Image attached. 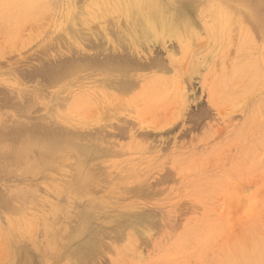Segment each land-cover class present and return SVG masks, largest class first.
Instances as JSON below:
<instances>
[{"label": "rangeland", "instance_id": "374dc122", "mask_svg": "<svg viewBox=\"0 0 264 264\" xmlns=\"http://www.w3.org/2000/svg\"><path fill=\"white\" fill-rule=\"evenodd\" d=\"M107 3L0 0V206L13 209L0 207V264H17L19 253L23 264H264V0H191L185 12L191 28L165 38L159 30L148 32L157 39L125 30L124 14ZM244 9L260 21L244 18ZM121 27L133 37H119ZM125 56L140 64L163 61L129 69L132 74L97 68L104 57ZM70 59L83 63L44 83V65L50 70ZM128 74L135 84L119 91L118 81ZM48 120L72 131L56 168L68 173L80 165L79 175L83 168L94 175L81 189L70 185L69 207L63 203L65 213L54 224L44 218L59 197L57 172L44 195L39 187L47 181L14 171V148L6 145L15 126ZM25 129L18 140L30 135ZM92 142L98 154L79 155L78 146L94 148ZM4 147L10 152L1 153ZM46 231L53 235L45 240ZM79 244L86 248L78 253Z\"/></svg>", "mask_w": 264, "mask_h": 264}, {"label": "bare ground", "instance_id": "6f19581e", "mask_svg": "<svg viewBox=\"0 0 264 264\" xmlns=\"http://www.w3.org/2000/svg\"><path fill=\"white\" fill-rule=\"evenodd\" d=\"M92 1V0H91ZM185 1H189V0H185ZM184 0H107V5H109L112 9H113V11L115 10V12H121V13H123L124 14V17L127 19V22H126V20H125V23H127V25H128V27H125L126 29L125 30H128V29H130V31L132 32H136V35L137 36H139L138 34H140V36H141V34H142V38H144L145 36V38H147V37H149V35L151 36L150 38H152V35L154 34V36L153 37H155V38H153V39H157L156 38V35H155V33H153V34H149L150 32L149 31H152V30H159V31H157L158 32V34H159V32H160V34H162V36L165 38L166 36H164V35H170V36H174L175 35V33H177V31H182V30H184V31H188L189 30V28H191V27H189L190 26V21L192 20H189L190 18H188V15L186 16V9L188 10L189 9V5H186V4H188V3H190L191 2V0H190V2H187V3H184L185 2ZM194 1V0H193ZM196 1V0H195ZM50 2V1H49ZM53 1H51V3H52ZM75 2H77L78 3V1H75ZM180 2V5L178 4ZM198 2V1H197ZM196 2V3H197ZM217 2V1H216ZM219 2V1H218ZM221 2V1H220ZM220 2H219V4H220ZM222 2H224V1H222ZM233 2V1H232ZM50 3V4H51ZM184 3V4H183ZM227 3V2H226ZM76 4V3H75ZM176 4H178L177 6H176ZM190 4H192V3H190ZM193 4H195L194 2H193ZM198 4V3H197ZM52 5V4H51ZM77 5V4H76ZM79 5V4H78ZM184 5H186V6H184ZM223 5V4H222ZM224 5H226V4H224ZM232 5V4H231ZM231 5H230V7H231ZM233 5H235V3H233ZM239 5V4H238ZM73 6V5H72ZM101 6H103V5H101ZM194 6V5H193ZM195 6H197V5H195ZM227 6V5H226ZM240 6V5H239ZM77 7V6H76ZM79 7V6H78ZM77 7V8H78ZM81 7V6H80ZM233 7V6H232ZM232 7H231V9H232ZM51 8V7H50ZM215 8V7H214ZM229 10V8L228 7H225V9L224 10H227V9ZM104 9V8H103ZM195 9V11H196V7L194 8ZM239 9V8H238ZM80 10V9H79ZM79 10H77V11H79ZM85 10V9H84ZM105 10V9H104ZM192 10H193V7H192V9H191V12H192ZM210 10H212L213 11V9H210ZM223 10V9H222ZM227 10V11H228ZM215 11V10H214ZM213 11V12H214ZM227 11H225V12H227ZM235 11H237V8H236V10ZM240 11V10H239ZM238 11V12H239ZM242 11V10H241ZM240 11V12H241ZM244 11L246 12V13H244V12H242V13H244V15L245 14H247L248 16H243L244 18H246V17H249V15L251 16V18L254 16V14L253 13H251V12H248L247 13V11L244 9ZM190 12V11H189ZM190 12V13H191ZM224 12V11H223ZM225 12H224V15H225ZM234 11H232V13H233ZM41 13V12H40ZM208 13V11L206 12V14ZM241 13V14H242ZM118 14V13H117ZM120 14V13H119ZM118 14V15H119ZM194 14V12L192 13V15ZM238 14V13H237ZM38 15V14H37ZM114 15H116V14H114ZM191 15V14H190ZM189 15V16H190ZM213 15H214V13H213ZM227 15L228 16H226V18L227 17H229V19H232V17L234 16V14H233V16L231 17V16H229V12L227 13ZM76 16V15H75ZM120 16V15H119ZM123 16V15H122ZM41 17V16H40ZM118 17V16H117ZM192 17V16H191ZM212 17V16H211ZM217 17L219 18V16L217 15ZM242 17V16H241ZM258 17V16H257ZM119 18V17H118ZM124 18V19H125ZM224 18V17H223ZM226 18H224L225 20H226ZM243 18V19H244ZM40 19V18H39ZM45 19V18H44ZM105 19V18H104ZM223 19V20H224ZM242 18H240L239 20H241ZM249 19V18H248ZM247 19V20H248ZM46 20V19H45ZM44 20V21H45ZM72 20H73V18H72ZM103 20V19H102ZM122 20V19H121ZM213 20V19H212ZM234 20V19H233ZM244 20H246V19H244ZM243 20V21H244ZM255 20V18L253 17V21ZM256 20L259 22L260 20L259 19H257L256 18ZM255 20V21H256ZM119 21V20H118ZM250 21H252L251 19H250ZM252 21V22H253ZM254 21V24L256 23L257 24V21L255 22ZM46 22V21H45ZM120 22V21H119ZM119 22H118V24H119ZM241 21H239V23H240ZM245 22V21H244ZM263 22V21H262ZM235 23V22H234ZM45 24V23H44ZM121 24H122V22H121ZM123 24H124V22H123ZM219 24V23H218ZM255 24V25H256ZM114 25V24H113ZM231 25H232V22H231ZM252 25V24H251ZM254 25V27H256ZM116 26V25H115ZM124 26H126V25H124ZM118 27V26H117ZM218 27H219V25H218ZM241 27V26H240ZM122 28V27H121ZM234 28V27H233ZM242 28V27H241ZM114 29V28H113ZM123 29V28H122ZM121 29V31L122 32H124L123 34H121L122 32L120 31L119 32V37H121L120 35H126L127 36V34L130 36L131 35V37H133V35L130 33H128L127 31H124V29L122 30ZM235 29V28H234ZM240 29V28H239ZM257 29V28H256ZM38 30V29H37ZM78 30V29H77ZM218 30V29H217ZM255 30V29H254ZM262 30V29H261ZM76 31V30H75ZM129 31V32H130ZM255 31H257V33H258V30H255ZM116 32V31H115ZM132 32V33H133ZM138 32V33H137ZM149 32V33H148ZM183 32V31H182ZM261 32V31H260ZM127 33V34H126ZM255 33V32H254ZM262 33V32H261ZM264 33V32H263ZM262 33V34H263ZM76 34V33H75ZM164 34V35H163ZM76 36V35H75ZM136 36V37H137ZM167 36V37H168ZM118 37V38H119ZM130 37V38H131ZM260 37V36H259ZM262 37V36H261ZM260 37V38H261ZM117 38V39H118ZM123 38H124V36H123ZM128 38V37H127ZM138 38H141V37H138ZM124 39H126V38H124ZM129 39V38H128ZM128 39H127V41H128ZM253 39V38H252ZM119 40H121L120 38H119ZM118 40V41H119ZM132 40H134L133 38H132ZM137 40V39H136ZM139 40V39H138ZM142 40V39H141ZM150 40H152V39H150ZM264 40V39H263ZM262 40V41H263ZM117 40H116V44H118V43H120L121 45H122V41H123V39L121 40V41H119L118 42ZM145 41H146V39H145ZM147 41H148V39H147ZM146 41V42H147ZM118 42V43H117ZM124 42V41H123ZM145 42V43H146ZM134 43H136V42H134ZM120 44H118V45H120ZM124 44H125V42H124ZM128 44H129V42H128ZM127 44V45H128ZM139 44V43H138ZM133 45V44H132ZM137 45V44H136ZM126 46V45H125ZM130 46V45H129ZM144 46V45H143ZM134 47V46H133ZM142 47V46H141ZM127 47H125V49H126ZM130 49H131V47H129ZM128 48V49H129ZM140 48V47H139ZM123 49H124V46H123ZM123 52H127V50H124ZM133 53V52H132ZM122 54V53H121ZM126 54H128V53H126ZM126 54H124L123 53V56L124 55H126ZM132 55V54H131ZM119 56H121L120 54L118 55V57ZM127 56H129V55H127ZM127 56H125L126 58H124V59H117V58H115V59H108V58H105L104 57V59L97 65L98 67L97 68H103V69H105V68H107V70L108 69H110V70H118V73H119V71L120 72H122L121 70H126V74H127V72H128V70L129 69H134V67H140V69H143V68H141V67H144V69H146L145 67H154V66H157V67H160V66H162V65H160V63L163 61L162 59V61L160 60V59H154V58H152V59H154V60H151V61H148L147 63H142V64H140L141 63V60L140 59H137V60H135V59H131V58H129V57H127ZM114 57H116V55L115 56H113V57H111V58H114ZM131 57V56H130ZM135 57V56H134ZM96 58V57H95ZM95 58H93V59H95ZM98 58V57H97ZM103 58V57H102ZM101 58V59H102ZM155 58H157V56L155 57ZM92 59V60H93ZM151 59V58H150ZM73 60V62H72V64L70 63L71 61ZM70 59V62H68L67 64H61V65H59V66H56L55 64H54V66H53V64H52V68H50V70L48 69L49 67H45V65H44V68L46 69V71L44 72L43 71V73H45V74H43V75H45V80L46 81H44V83L45 82H47V84L49 83V82H52L53 83V81H55V83H56V80H58L59 79V77H61V76H63L64 74H66L68 71H70L71 72V70L72 69H74L76 66H80V65H82V64H80L82 61H80V60H76V61H74V59ZM87 60V59H86ZM89 60V59H88ZM99 60H100V58H99ZM138 62V60H140V63L138 62V64L135 62ZM69 61V60H68ZM96 61L98 62V60H95L94 62L96 63ZM67 62V61H66ZM89 62V61H88ZM64 63V62H63ZM83 63V62H82ZM90 63V62H89ZM92 63H93V61H92ZM92 63L90 64V66H94V67H92L93 69L95 68V65L93 64L92 65ZM88 64V63H87ZM97 64V63H96ZM162 64V63H161ZM240 64V63H239ZM48 65V64H47ZM50 65V64H49ZM83 66H85V63L83 64ZM82 66V67H83ZM86 66H88V65H86ZM86 66L85 67H83V68H86ZM89 66V67H90ZM51 67V66H50ZM82 67H81V69H82ZM137 67L135 68V69H137ZM79 69H80V67H78ZM88 68V67H87ZM91 68V67H90ZM42 69V68H41ZM75 69H77V68H75ZM132 69V70H133ZM40 71V70H39ZM94 71V70H93ZM101 71H102V69H101ZM73 72V71H72ZM107 74H109L108 72H106ZM123 73V72H122ZM128 73H131V72H128ZM133 73H135V72H133ZM178 73V72H177ZM238 73V72H237ZM124 74V73H123ZM125 74V75H126ZM132 74V73H131ZM42 75V74H41ZM112 75V74H111ZM118 75H121L120 77H122L123 75L120 73V74H118ZM40 76V75H39ZM65 76V75H64ZM67 76V75H66ZM246 75H244V77H245ZM44 77V76H43ZM107 78H108V75L106 76ZM105 77V78H106ZM238 77H239V75H238ZM237 77V78H238ZM244 77H243V79H244ZM42 78V77H41ZM63 78V77H62ZM125 78V79H124ZM124 78H122V79H124V80H122V81H118V82H120L119 84H117L118 86H120V87H118V89L120 88V90L119 91H122L123 89L124 90H126V88L130 85H134L135 83L133 82V81H131V78H132V76H131V78H130V74H128L126 77L124 76ZM44 79H42V80H44ZM116 79H117V77H116ZM115 79V80H116ZM104 80V79H103ZM108 81H109V79H108ZM108 81H107V84H108ZM242 81V80H241ZM41 82H43V81H41ZM117 82V81H116ZM238 82V81H237ZM54 83V84H55ZM111 83H113V82H110L109 84L110 85H112ZM115 83V82H114ZM132 83V84H131ZM134 83V84H133ZM233 83V82H232ZM239 83V82H238ZM106 83H104L103 82V85H105ZM106 84V86L108 87H110V85H107ZM236 84V83H235ZM49 85H51V84H49ZM113 85H115V84H113ZM106 86H105V88H106ZM129 86V87H130ZM103 87V86H102ZM108 87V88H109ZM117 87V86H116ZM114 88V87H113ZM116 89V88H115ZM117 89V90H118ZM122 89V90H121ZM111 92V91H110ZM118 92V91H117ZM122 92H124V91H122ZM121 92V93H122ZM20 94V93H19ZM29 95V94H28ZM9 97V96H8ZM8 97H4V98H7V99H3V103H5L6 102V100H8ZM17 97V96H16ZM22 97V96H21ZM25 97V96H24ZM38 97V96H37ZM60 97V96H59ZM10 98V97H9ZM29 98H31V97H29ZM29 98H26L27 99V101L29 100V102H30V99ZM2 99V98H1ZM13 99V98H12ZM12 99H9V100H12ZM24 99V98H23ZM26 99H24V100H26ZM46 100V99H45ZM110 100H112V99H110ZM229 100V99H228ZM233 100V99H232ZM14 101H16V100H14ZM18 101V100H17ZM56 101V100H55ZM54 101V102H55ZM61 101H64V99L63 100H61ZM231 101V100H230ZM25 102V101H24ZM47 102H49L50 103V101H47ZM58 102V101H57ZM1 103H2V100H1ZM2 103V104H3ZM7 103V102H6ZM9 103L11 104L12 102H10L9 101ZM8 103V104H9ZM64 103V102H63ZM13 106H12V108L15 106V102H13ZM18 104V103H17ZM19 104H20V102H19ZM18 104V105H19ZM26 105L25 106H27V102L25 103ZM32 104V103H31ZM62 104V103H61ZM4 105V104H3ZM5 105H7V104H5ZM24 105V104H23ZM23 105H21V106H23ZM41 105V104H40ZM17 106V105H16ZM28 106H29V104H28ZM56 106V105H55ZM103 106H105V105H103ZM107 106V105H106ZM19 107H20V105H19ZM50 107V105H48L47 104V107L46 108H48V109H50L49 108ZM92 107H94V106H92ZM102 107V106H101ZM15 108H18V107H15ZM14 108V109H15ZM22 108V107H21ZM25 108H27V107H25ZM105 108V107H104ZM47 109V111H45V112H43L44 113V115H43V113H42V119L43 120H45V118H48L49 119V114H48V110ZM22 110V109H21ZM20 110V108H18V111H21ZM23 110H24V108H23ZM22 110V111H23ZM27 110V109H26ZM23 112H25V111H23ZM22 112V113H23ZM16 113H17V110H16ZM20 114H21V112H20ZM19 114V115H20ZM25 114H26V112H25ZM18 115V114H17ZM24 115V113L22 114V116ZM27 115V114H26ZM21 116V117H22ZM38 116V115H37ZM37 116H36V118H37ZM43 116H45L44 118H43ZM11 117V116H10ZM20 117V116H19ZM20 117V118H21ZM23 118V117H22ZM38 118H41V116H39ZM19 119V118H18ZM47 120V119H46ZM19 122V120L16 122V119H15V123H18ZM48 122H49V124L50 125H48ZM4 123V122H3ZM2 123V125H5V124H3ZM6 123V122H5ZM26 123V122H25ZM28 123H30V122H28ZM35 123V122H34ZM34 123H32L31 125L32 126H29V128H27V129H25L26 127H24V128H22V126H21V128H19L20 126V123H19V127H14V129L13 130H11V131H9L8 133H7V135L9 136L8 138V143H9V141H10V143H11V145L10 144H7L6 143V145H9V146H11V148H14V152H12L11 153V155H12V158L10 157V163L11 164H13L12 165V168H14V171H16L17 170V172H19V174H21V173H23L24 175H25V177H28V176H31V178L33 179H35V178H38V177H42V179H45L47 182L45 183V184H43V185H41L40 187H39V189L41 190L42 188H44L45 190H43V193H44V195L45 194H48L49 193V191H48V189H49V184L51 183V178H53V180H54V177H55V173L57 172V174H58V176H57V178L59 179V182H60V184H58L57 183V186H59L58 187V189H59V197H58V199H57V201H55V203H52V208L49 210L50 212H48V211H46L47 212V214L45 215V222H49V223H51V224H54V223H56V221H58V220H62V213H65V212H63V205L65 204V206H66V203H64V201L66 202V200H65V198H66V193H67V189L68 188H71L70 187V185L71 186H74V187H77L78 189H81V186L82 187H84V184H83V180L84 181H86V180H90L94 175L92 174V173H90V172H92L91 170H90V172H88L89 170H86V169H88V168H86V169H84L83 168V171H86V173H85V175H83L82 173H80V175H82V179H81V176L79 175V173L77 172V171H79V170H81L80 169V165H78V167L76 168L77 169V171L76 170H74V168L73 169H71V171H69L68 173H67V171H66V169H63V167H62V169H59L58 167L56 168V165H54L55 163H54V161L57 159V160H62L63 158H64V156H65V153H66V150L67 149H65V146L66 145H69L70 143H68V142H71L70 140H72L71 138L69 139V136H68V133H69V131L72 133V131L71 130H67L68 132L66 133V129L63 131L62 129H59L57 126H54L55 124H52V123H50V121L48 120L47 121V125L44 123H42L41 125H40V123L41 122H36L35 124ZM37 123H39V126H41V127H37ZM27 124V123H26ZM1 125V124H0ZM13 125H16V124H14L13 123ZM28 125V124H27ZM3 127V126H2ZM8 127V126H7ZM1 128V127H0ZM5 128V127H4ZM24 129L25 130H27L28 131V133H30V135H28V138H23V139H25V140H22V141H20V140H18L19 138H20V134H22L23 132H24ZM5 131H8V129L6 130L5 129ZM27 131H26V133H27ZM1 133V132H0ZM5 133V132H4ZM6 135V136H7ZM24 135H26V134H24ZM69 135H71V134H69ZM76 135V134H75ZM78 135H80L79 133H78ZM1 136H3L4 138H5V135L4 134H2ZM3 137H1V138H3ZM76 137H81V136H77L76 135ZM83 137V136H82ZM81 137V138H82ZM13 140V142H11V140ZM22 139V138H21ZM2 141H4V140H2ZM73 141V140H72ZM2 143V142H1ZM13 143V144H12ZM73 143V142H72ZM90 143V142H89ZM93 143V142H92ZM74 144H75V141H74ZM2 145V144H1ZM3 145H4V143H3ZM91 145V144H90ZM92 145H95L94 143L92 144ZM9 146H7V147H9ZM86 146V145H85ZM85 146L84 147H81V146H78V152H79V155L80 154H83V155H86L87 157L89 156V157H91L92 155H94V154H98V152H99V150L100 149H97V146L95 145V149L92 147V148H85ZM3 147V146H2ZM6 147V148H7ZM5 148V147H4ZM5 148V150L3 149V151H1V153L2 152H4V151H7V152H10L9 150H7ZM10 149V148H9ZM57 149H62V150H57ZM76 149V148H75ZM12 150V149H11ZM77 150V149H76ZM13 151V150H12ZM5 153V152H4ZM11 155H9V156H11ZM8 156V157H9ZM69 156H71V155H69ZM73 156V155H72ZM0 157H1V155H0ZM5 157V156H4ZM21 157L23 158L24 157V165L23 164H21ZM85 157V156H84ZM87 157H85L86 159H87ZM88 157V158H89ZM71 159V158H70ZM56 160V161H57ZM88 160V159H87ZM9 161V160H8ZM86 161V160H85ZM6 162H7V160H6ZM86 164V163H85ZM1 165H2V163H1ZM4 165V164H3ZM88 165V164H87ZM11 166V165H10ZM14 166V167H13ZM2 167H4V166H2ZM85 167V166H84ZM5 169H6V166L4 167ZM91 169V168H90ZM73 170H74V172H73ZM53 171H56V172H53ZM9 173V172H8ZM56 174V175H57ZM22 176V175H21ZM56 178V180H58ZM94 178V177H93ZM41 179V178H40ZM30 181V180H29ZM35 181H37V180H35ZM32 184V183H31ZM34 184V183H33ZM36 184V183H35ZM76 184V185H75ZM86 184V183H85ZM92 185V184H91ZM76 188V189H77ZM89 188V187H88ZM30 190V189H29ZM55 190H57L56 189V187H55ZM70 190V189H69ZM75 190V188H73V191ZM83 190V189H82ZM90 190V189H89ZM26 191V190H25ZM58 191V190H57ZM72 191V192H73ZM131 191V190H130ZM42 193V194H43ZM58 194V193H57ZM55 196V195H54ZM48 199V198H47ZM46 199V200H47ZM45 200V201H46ZM47 201H49V200H47ZM1 203V202H0ZM46 203V202H45ZM64 203V204H63ZM5 203H3L2 204V206L4 207V208H8V211H9V209H11V210H13L11 207L12 206H6V205H4ZM28 204H30V203H28ZM87 204V203H86ZM46 205H47V203H46ZM2 206H0V207H2ZM68 206V205H67ZM66 206V207H67ZM78 208L80 207V206H78V205H76ZM2 207V208H3ZM15 206H13V208H14ZM49 207V206H48ZM69 207V206H68ZM67 207V208H68ZM83 207V210H86V207L85 206H81L80 208H82ZM3 208V210L5 211V209ZM87 208H89V205H87ZM46 209V208H45ZM72 209V208H71ZM15 210V209H14ZM95 210V209H94ZM96 210H98V209H96ZM60 214V215H59ZM42 215V214H41ZM68 215V214H67ZM66 215V216H67ZM108 216V215H107ZM63 217H65V216H63ZM27 217H25V219H26ZM66 218V217H65ZM69 217L67 216V219H68ZM86 218V217H85ZM64 219V218H63ZM19 221H20V219H18ZM27 220V219H26ZM69 220V219H68ZM120 220H122V219H120ZM28 221H31V220H28ZM44 221V220H43ZM65 221V220H64ZM67 221V220H66ZM133 221V220H132ZM21 222H23V221H21ZM20 222V223H21ZM32 222V221H31ZM69 222V221H68ZM81 222H82V220H81ZM80 222V223H81ZM84 222H86V220L84 219ZM120 222H122V221H120ZM11 223H13V222H11ZM28 223V222H27ZM26 223V224H27ZM30 223V222H29ZM47 223H45L46 225H47ZM59 223H60V221H59ZM63 223H66V222H63ZM70 223V222H69ZM92 223V222H91ZM18 224V223H17ZM35 223H33V225H34ZM94 224V223H93ZM28 225V224H27ZM32 225V226H33ZM50 224H48V226H46V228L47 227H50L49 226ZM55 225H58V224H55ZM60 225H61V223H60ZM87 225H89V222L86 224V225H84L83 224V226L85 227V226H87ZM30 226V225H29ZM65 226L67 227V228H69L66 224H65ZM65 226H63V227H65ZM44 227V226H43ZM51 227H54V226H51ZM33 228H36L35 226L33 227ZM32 228V229H33ZM45 228V227H44ZM75 228V227H74ZM78 228V227H77ZM81 228L84 230V228L81 226ZM31 229V230H32ZM51 229V228H50ZM49 229V230H50ZM54 229V228H53ZM52 229V232L53 233H55L54 232V230ZM57 229V228H56ZM59 229V228H58ZM76 229V228H75ZM79 229H80V226H79V228L77 229L78 230V232L76 233V234H79ZM86 229V228H85ZM88 229H89V226H88ZM44 230V229H43ZM45 230H47V229H45ZM44 230V231H45ZM62 231H63V228L61 229ZM77 230H73L74 232L75 231H77ZM81 230V229H80ZM34 231V230H33ZM36 231V230H35ZM51 231V230H50ZM58 231V230H57ZM71 231V230H70ZM26 232H29V230L28 231H26ZM47 232V236L46 237H49V238H45V240L46 239H50V237H52V232H50L52 235L51 236H49L48 235V231H46ZM45 232V233H46ZM34 233V232H33ZM73 233V232H72ZM71 233V234H72ZM81 233H83V232H81ZM26 234H28V233H26ZM30 234H31V232H30ZM30 234H28L29 236H30ZM70 234V233H69ZM70 234V235H71ZM85 234V233H84ZM32 235V234H31ZM44 235H46V234H44ZM72 235H75V234H72ZM92 235V234H91ZM7 237H8V235H6ZM62 236V235H61ZM60 236V239L64 236H62L61 237ZM68 236V235H67ZM87 236V235H86ZM28 236H26V238H27ZM32 237V236H31ZM35 237V236H34ZM56 237H59L58 235L56 236ZM72 237V236H71ZM70 237V238H71ZM74 237V236H73ZM77 237V236H76ZM17 238V237H16ZM66 238V236H64V239ZM84 238H85V236H84ZM89 237H87V240L88 241H90L89 239H88ZM57 239H59V238H57ZM59 239V240H60ZM67 239V238H66ZM68 239H69V237H68ZM72 239V238H71ZM81 239V241H82V238H80ZM92 239V238H91ZM93 239H95V236H94V238ZM52 240V239H51ZM50 240V241H51ZM63 239H61V241H62ZM77 240V239H76ZM85 240V239H84ZM5 241V240H4ZM50 241H47V244H48V242H50ZM53 241H55V243H56V239L55 240H52L51 242H53ZM66 241V240H65ZM75 241V240H74ZM79 241V240H78ZM94 241V240H93ZM96 241V240H95ZM34 242V241H33ZM50 242V243H51ZM75 242H77V241H75ZM83 242V244H82V246L85 244L84 243V241H82ZM85 242H86V240H85ZM35 243H37V242H35ZM34 243V244H35ZM54 243V244H55ZM67 243V242H66ZM90 243H91V241H90ZM95 243V242H94ZM4 244H6V243H4ZM4 244H3V246H4ZM51 244H53V243H51ZM75 244V243H74ZM78 244V243H77ZM88 244V243H87ZM87 244H85V245H87ZM93 244V243H92ZM50 245V244H49ZM59 245H60V243H59ZM67 245V244H66ZM80 245V244H79ZM35 246V245H34ZM50 246H52V245H50ZM63 246V245H62ZM70 246H72V245H70ZM68 247V249H70V248H72V247ZM81 246V245H80ZM78 247L77 246V250H78V253H79V250L80 251H82V250H84L85 248H86V246H85V248H82V246L81 247ZM7 246H5V247H3V249L4 248H6ZM36 247V246H35ZM55 248H57L58 246H54ZM87 247H88V245H87ZM19 248V247H18ZM34 248V247H33ZM53 248V247H52ZM51 248V249H52ZM64 248H67L66 246L64 247ZM89 248H90V245H89ZM13 249V248H12ZM58 249V248H57ZM56 249V250H57ZM73 249V248H72ZM71 249V252L73 251V250H75V249H73L72 250ZM5 250V249H4ZM7 250V249H6ZM53 250V249H52ZM88 250V249H87ZM87 250H85V252L87 251ZM15 250H13V252H14ZM68 250H66L65 252H67ZM90 251V250H89ZM18 252V251H17ZM58 252V251H57ZM62 252V251H61ZM70 251H68L66 254H68ZM75 252V251H74ZM73 252V253H74ZM77 252V251H76ZM75 252V253H76ZM26 253V252H25ZM82 253V252H81ZM16 254V253H15ZM64 254V253H63ZM62 254V255H63ZM12 255V254H11ZM19 255H20V253H19ZM17 256V257H19V259H17L16 257H14V258H16V260L18 261H20V262H18L19 264H23L24 262H22V258L20 259V256L22 257V255H20V256ZM24 255V254H23ZM70 255H72V254H70ZM82 255H87V254H82ZM14 256H16V255H14ZM49 256V255H48ZM74 257L76 256V255H73ZM23 258H24V256H23ZM25 258H26V256H25ZM24 258V259H25ZM76 258V257H75ZM28 259V258H27ZM83 259V258H82ZM11 260V259H10ZM84 260V259H83ZM14 260H12V263H14V264H16L15 262H13ZM25 261V260H24ZM76 262H77V260H75ZM79 262H81L80 260H78ZM10 263H11V261H9ZM70 262V261H69ZM9 263V264H10ZM11 263V264H12ZM17 263V264H18ZM82 263V262H81ZM7 264V263H6ZM26 264V263H25ZM77 264V263H76ZM80 264V263H79Z\"/></svg>", "mask_w": 264, "mask_h": 264}]
</instances>
